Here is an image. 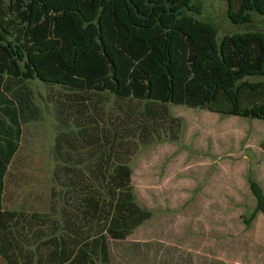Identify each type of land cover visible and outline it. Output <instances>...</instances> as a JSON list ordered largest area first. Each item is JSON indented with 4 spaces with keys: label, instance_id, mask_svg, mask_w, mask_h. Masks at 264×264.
<instances>
[{
    "label": "trees",
    "instance_id": "obj_1",
    "mask_svg": "<svg viewBox=\"0 0 264 264\" xmlns=\"http://www.w3.org/2000/svg\"><path fill=\"white\" fill-rule=\"evenodd\" d=\"M227 3L236 25L264 14V0ZM202 11L194 0H0V77L61 86L87 111L95 93L128 104L121 132L95 130L93 146L107 149L87 172H73L75 219L55 240L58 245L42 252L43 264H112L110 241H125L144 214L130 166L116 164L123 155L116 149L128 152L123 145L129 135L152 137L167 122L175 133L179 120L167 105L264 121V80H251L264 77V33H234L219 42L216 27L195 18ZM10 113L18 122L17 113ZM17 151L13 142L0 149V256L6 264H32L28 244L49 229L38 223L50 216L3 210ZM251 190L264 214L263 189L252 183Z\"/></svg>",
    "mask_w": 264,
    "mask_h": 264
},
{
    "label": "rangeland",
    "instance_id": "obj_2",
    "mask_svg": "<svg viewBox=\"0 0 264 264\" xmlns=\"http://www.w3.org/2000/svg\"><path fill=\"white\" fill-rule=\"evenodd\" d=\"M197 2L203 11L195 18L212 23L219 42L234 33H264L262 13L255 12L250 24L236 25L228 17L227 0ZM90 96L87 111L61 86L0 77V149L6 151L9 142L18 149L3 210H41L50 216L46 224L38 223L49 227L36 235L41 240L32 237L28 244L32 264H43L41 256L47 260L42 252L55 248L75 219L73 172H87L99 151L107 149L93 146L95 130L121 132L117 128L128 104L109 94ZM167 108L179 120L175 133L167 122L152 137L139 131L129 135L123 145L128 152L116 149L123 154L116 164L130 166L144 214L125 241H110L112 264H264V214L256 210L251 190L256 183L264 191V121L173 104ZM0 264H6L1 256Z\"/></svg>",
    "mask_w": 264,
    "mask_h": 264
}]
</instances>
